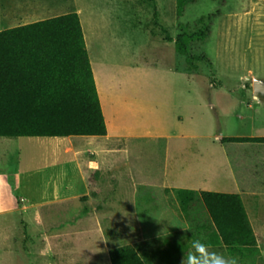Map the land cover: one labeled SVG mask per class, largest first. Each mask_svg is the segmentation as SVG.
I'll return each instance as SVG.
<instances>
[{
	"label": "rangeland",
	"instance_id": "374dc122",
	"mask_svg": "<svg viewBox=\"0 0 264 264\" xmlns=\"http://www.w3.org/2000/svg\"><path fill=\"white\" fill-rule=\"evenodd\" d=\"M39 1L49 9L39 20L79 13L108 130L126 151L118 176L78 184L89 196H56L52 177L80 176L55 147L68 138L0 137V264H112L123 245L167 264V239L203 241L213 227L200 195L182 210L178 188L242 194L258 246L210 250L264 264V143L221 140L264 136V96L253 89L264 80V0H198L183 16L176 0ZM21 7L0 0V30L35 22ZM216 11L211 36L181 52L177 37Z\"/></svg>",
	"mask_w": 264,
	"mask_h": 264
},
{
	"label": "trees",
	"instance_id": "16d2710c",
	"mask_svg": "<svg viewBox=\"0 0 264 264\" xmlns=\"http://www.w3.org/2000/svg\"><path fill=\"white\" fill-rule=\"evenodd\" d=\"M177 15L198 0H176ZM202 16L200 29L180 34L181 52L190 42L208 39L220 16ZM191 57L190 59H192ZM191 62V60H189ZM192 64V63H191ZM108 126L88 52L81 18L69 12L0 30V137L106 136ZM222 142L264 143V136L223 137ZM177 198L187 212L200 195L213 227L203 242L225 246L245 256L258 246V237L240 193L178 188ZM160 253L167 264L190 250L182 240L167 239ZM112 264H148L132 245L113 248Z\"/></svg>",
	"mask_w": 264,
	"mask_h": 264
},
{
	"label": "crops",
	"instance_id": "0c3cea01",
	"mask_svg": "<svg viewBox=\"0 0 264 264\" xmlns=\"http://www.w3.org/2000/svg\"><path fill=\"white\" fill-rule=\"evenodd\" d=\"M20 1H22V7L21 9L16 10V13L18 15H25V19L28 22L39 20V18L34 17H37L38 15L49 10L48 7H46L39 0ZM92 68L94 71L97 88L100 93L101 78L98 80L94 67L92 66ZM96 137H105L107 141L100 142L98 139H96ZM110 137L116 138L117 141L110 143L108 141V138ZM122 137V133L120 134L119 132V134L113 136L108 130V134L106 136H70L65 137L68 138V142L66 144L59 143L55 145L57 150L63 152L65 167L70 164V167H74L79 171L80 176L78 179H73L72 177H69V179L52 177V180L49 181V184L52 185L53 195L59 196L66 194L69 197H79L84 194L89 196V189L87 191L84 190L83 192H79L77 190L79 183L82 185V188H84V185H86L87 188L90 181H92V177H102L106 172L109 171L113 172V175L115 172H117L118 176L120 160L123 156V153L121 152L126 151L124 147L122 148L120 144L117 143ZM68 161H70V163ZM117 178L119 179V177ZM241 196L243 199L242 194Z\"/></svg>",
	"mask_w": 264,
	"mask_h": 264
},
{
	"label": "clouds",
	"instance_id": "9594fccd",
	"mask_svg": "<svg viewBox=\"0 0 264 264\" xmlns=\"http://www.w3.org/2000/svg\"><path fill=\"white\" fill-rule=\"evenodd\" d=\"M191 251L184 254L181 264H238V258L210 250L211 246L201 239L193 238Z\"/></svg>",
	"mask_w": 264,
	"mask_h": 264
},
{
	"label": "water",
	"instance_id": "95a60500",
	"mask_svg": "<svg viewBox=\"0 0 264 264\" xmlns=\"http://www.w3.org/2000/svg\"><path fill=\"white\" fill-rule=\"evenodd\" d=\"M253 89L255 96H264V80L255 78L253 80Z\"/></svg>",
	"mask_w": 264,
	"mask_h": 264
}]
</instances>
